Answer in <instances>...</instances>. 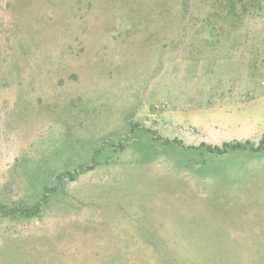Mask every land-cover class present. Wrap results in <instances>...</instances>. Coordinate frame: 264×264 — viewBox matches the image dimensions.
<instances>
[{
    "label": "rangeland",
    "instance_id": "1",
    "mask_svg": "<svg viewBox=\"0 0 264 264\" xmlns=\"http://www.w3.org/2000/svg\"><path fill=\"white\" fill-rule=\"evenodd\" d=\"M263 135L264 0H0V264H264V148L197 147Z\"/></svg>",
    "mask_w": 264,
    "mask_h": 264
},
{
    "label": "trees",
    "instance_id": "2",
    "mask_svg": "<svg viewBox=\"0 0 264 264\" xmlns=\"http://www.w3.org/2000/svg\"><path fill=\"white\" fill-rule=\"evenodd\" d=\"M167 141H169V140H167ZM197 147H202V148H205L206 150H208L210 152H216L218 154L226 153L229 150H248L251 152H255V151H260L261 149L264 148V135L261 136V138L259 139L257 144L251 143L248 140H245V141L237 140V141H232V142L224 141L221 143V145H210V144L202 142ZM197 147H195V148H197ZM70 178H73V176H71ZM46 197H47V195L45 192V193H43L41 200L33 203L32 205L21 206V207L14 205L16 208H14L13 205L8 206V205H5L4 203L0 202V216L1 217L22 216V217H26V218L39 216L42 212L41 205L43 202H45ZM258 252L261 253V251L256 250V251H252V253L248 254V256H250L251 254L253 256H257ZM263 254H264V252H263ZM261 257H264V256L261 255ZM261 257L260 256L256 257V258L251 257V259H252L251 261L254 262L257 258H261Z\"/></svg>",
    "mask_w": 264,
    "mask_h": 264
}]
</instances>
